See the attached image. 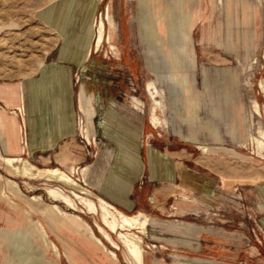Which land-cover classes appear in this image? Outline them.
Returning <instances> with one entry per match:
<instances>
[{
	"label": "rangeland",
	"instance_id": "obj_1",
	"mask_svg": "<svg viewBox=\"0 0 264 264\" xmlns=\"http://www.w3.org/2000/svg\"><path fill=\"white\" fill-rule=\"evenodd\" d=\"M66 1L0 0V85L15 86L21 81L25 92L29 91L30 109L36 113L42 111L43 100L53 101V107L44 103L45 118L58 134L53 147L42 151L35 145L33 151L25 100L22 112L0 98V110L5 109L0 113L12 116L16 111L18 124L24 125L25 140L33 152L23 156L40 167L58 166L66 171L71 165L80 169L89 166L87 181L81 170L80 174L78 170L73 174L81 185L128 214L138 210L152 213L154 219L143 244L145 264H264V196L260 192V187L264 188V155L258 153L249 139L260 129L264 131L261 87V82L264 84V2L93 0L91 3L77 0L64 32L59 33L57 26L46 24L41 14L54 3ZM144 1L154 3L163 43L159 36L157 41H152L149 35ZM108 6L111 18L116 21L113 43L119 47V55L105 42L81 64L85 49L93 43L97 16L106 17ZM165 18L168 23L163 21ZM109 30L107 22V34ZM167 45L174 51L172 60L186 84L169 80L170 60L163 51ZM55 63L70 66L68 91L73 105L69 108L62 106V109L53 99L59 95V84L64 85L63 81L51 79L45 90L35 84L45 76L47 66ZM149 81H155L163 92L165 105L158 114L167 119L168 127H155L149 121L152 105L146 92ZM81 91L89 98L92 115L79 109ZM255 102L260 105L263 116L253 111ZM59 111L71 114L63 118ZM189 112L192 122L196 120L201 127L196 135L202 142L221 144L238 156L224 151L203 154L195 144L183 141L180 131L186 135L194 133L192 125L181 120ZM137 113L144 117L139 137L141 145L135 150L145 167L139 174L134 171V163L124 157L125 149L118 137L102 125L106 114L138 124L142 119ZM81 119L89 130L91 142L79 129ZM37 126L43 124L38 122ZM22 133L20 129L21 146ZM42 137L49 142L53 136ZM0 150L6 155L1 138ZM150 150L157 156H152ZM0 172L12 176L6 167L0 168ZM169 172L173 174L171 180ZM15 178L25 193L41 194L47 202L53 199L45 192L46 186L69 191L64 184L44 180H31L37 187L31 191L28 180ZM176 184L180 185L178 189ZM151 197L156 198V203ZM15 200L22 205L25 202L22 198ZM60 205L81 215L106 245L111 246L98 232L97 223L101 224L98 213L81 205L77 211L63 203ZM36 215L61 251L58 259L51 249L44 248L47 260L70 264L65 255L70 249L77 264H112L87 235L76 230H59L43 215ZM25 218L21 207L12 209L7 201L0 199V230L10 229L8 237H12L14 229L21 226L18 236L23 249L29 245L24 235ZM110 234L119 244L116 252L127 264L123 244L115 233ZM7 257V250L0 251V264H10Z\"/></svg>",
	"mask_w": 264,
	"mask_h": 264
},
{
	"label": "bare ground",
	"instance_id": "obj_2",
	"mask_svg": "<svg viewBox=\"0 0 264 264\" xmlns=\"http://www.w3.org/2000/svg\"><path fill=\"white\" fill-rule=\"evenodd\" d=\"M89 1L92 3L93 0H89ZM76 2L77 0H68V2L66 1L65 3L64 2L54 3L49 9L45 10V12L41 14L42 18H44L46 24L52 27L57 26V28L59 29V33H63L69 18L72 16L71 10L75 6ZM144 2H146L148 9L147 28L149 31V35L152 41L155 40L157 41L156 38H158L159 36V40H161L162 42L164 38L161 33V27L158 21L157 11L155 10L154 3L151 1H144ZM262 2H264V0H262ZM109 10L110 7L108 6L106 17H104L103 15L101 17H99V15L97 16L95 23L96 29L94 32V40L93 43L92 44L90 43L85 49L83 57L81 58L80 61L81 64L85 63L89 59L91 53L94 50L96 51L100 50L105 42L109 43L111 49L114 50V52L117 55H119V49H118L119 47L117 48V46H115V44L113 43V40L117 32L116 31L117 26L115 24L116 21L114 22L113 19L111 18ZM163 21L168 23V21H166V18L163 19ZM107 22L110 27L108 34H107ZM163 51L170 60L169 80L176 82V84L178 83L186 84L183 81V79L179 77L177 63L172 60L174 51L170 49L168 45L167 48L165 47L163 48ZM40 66L44 67L43 63H41ZM51 79L56 81L60 80V82L61 81L64 82V85L59 84V95H57L53 99H55L57 104H60L61 107L62 106L65 107L66 82L64 81L65 79L63 78V76L60 75L57 78L48 70H45V76L39 79L38 81H36L35 84H37V86H39L41 90H45L48 86V82ZM261 87L263 88L264 91V84L262 82H261ZM146 92L148 93L150 99L152 100V105L150 107L151 108L150 116H149L150 123L153 124L155 127H161V126L168 127L169 123L167 119L161 118L158 114V111L160 109H163V106L165 105L163 92L158 88L155 81H149L147 83ZM24 100L25 99L23 97L21 100V104H19L16 110L21 109L23 112ZM52 102L53 101L51 100L50 101L47 100L46 102L45 100H43L42 111L40 110V112L38 113H36V111H32L31 109H29L28 110L29 117H30V113H33L34 118L36 119L37 117V120H40L41 118H45V111H46V109L44 108L46 107L45 104L48 103V106L50 107L52 105L51 104ZM78 106L81 111H83L86 115H89L91 107L89 106V99L88 98L86 99V94H84L83 91H81L79 95ZM24 111L26 112L24 114L27 115V110L24 109ZM253 111L255 112V114L263 116V111L261 110V107L258 104V102H255ZM59 114L63 116L65 114V111L64 112L59 111ZM16 115H17L16 111L13 112L12 116H10L9 114L0 113V128L3 130L4 134H6V132L8 134L12 132L13 134H17V138H18L17 142L11 144L6 143L7 146L6 150L8 152H10V150L19 152V154L17 155H5L0 150V168L3 167L8 168L12 175V176H5L0 172V199L7 201L12 209L18 207H21L23 209V213L26 216V218L23 219V221H25L24 225L26 227V229L24 230L25 233L24 235L27 238L29 245L27 244L26 246L27 249H23L21 246L22 244H20L21 238L18 236V234L21 226L17 227V229H14L15 234L12 235V237L11 236L8 237L10 229L0 230V251L5 249L9 252V257H7L9 263L12 264V260H13L15 261V264H59L55 259L47 260L45 256L44 248L51 249L54 253V256L58 259L61 257V251L58 245L52 239H50L48 232L43 224L44 222L42 223L41 219H39L38 216L36 215V214H41L43 215V217H45L48 220L51 226L59 230L61 229H65L69 231L76 230L80 234L87 235L88 239L92 243H94L95 245L101 248V250L106 254V257L109 259V261L112 264H124L123 261L120 259L118 253L116 252V249L119 248V244L112 238L110 234V233H115L125 248V262L127 264H145V247L143 245L144 237L149 234V225L154 219L153 214L142 210H138L133 214H128L123 210L119 209L118 207H116L115 205H113L112 203H110L105 198L101 197L100 195H97L92 190L81 185L76 179L73 178V174H75L77 170L78 173L80 174V170H81L83 173L84 181H87L86 174L89 169V166H85L82 167V169H80V167L71 165L69 167V171H66L58 166L40 167L34 162H32L29 158L23 156L27 152L28 154H31L33 149L30 150L29 148L28 141L25 140V136H24L25 135L24 125L23 123L22 126L18 124ZM38 117H40V119H38ZM192 119L193 116L190 114V112L188 113L187 116L181 117V120L188 122L190 125H192L194 130V133H190L187 135L183 134L180 131L179 135L183 141L195 144L196 147L203 154L224 151L226 153L231 154L234 157L238 156V154L235 151L221 144H210L207 142H202L196 135V132H199L201 130V127L196 120L192 122ZM7 120H11L13 122L12 130L6 128ZM20 129L23 130V133L21 134L22 136L21 144L23 146L19 145ZM79 129L81 133L82 131L84 132L87 141L91 142L89 136L90 135L89 130L88 128L85 127L84 121L82 119L79 123ZM26 135H27V127H26ZM212 138L214 140H219L218 137H212ZM249 139L253 143V145L257 148L258 153L263 156L264 131L260 129L257 132V135L251 134ZM11 145L13 149H11L10 147ZM41 149L42 151H45L47 147L42 146ZM150 154H152V156L155 157L157 156V153H155L153 150H150ZM259 173L261 172H258L257 174ZM15 177H22L28 180V187L30 188L31 191L37 190L36 185L32 183L31 180H44V181H53V182L61 183L69 187V191L68 193H66L63 190H61L59 187L46 186L44 188L45 192L48 194V196H50L53 199V202H47L41 194L29 195L25 193L20 183L16 180ZM262 177L263 175H261V178ZM168 178L170 180L173 178L171 172H169ZM225 180L226 179L224 178V182ZM179 186H180L179 184H176L175 187L178 189ZM260 192L264 196L263 187H260ZM15 198L17 199L22 198L25 200V202L22 205L19 202H17ZM150 200L156 203L155 197H151ZM60 203L65 204L67 207H69V209L74 211H77L80 208L79 205H81L93 213H98L101 221V224L97 223L98 232L103 236L104 239L109 241L111 246L106 245L104 240L97 235L94 228L86 220H84L81 215L67 211L60 205ZM23 245L25 246V244ZM84 254H86V252ZM65 255L68 256L70 264H77L72 257V253L70 249H67L65 251Z\"/></svg>",
	"mask_w": 264,
	"mask_h": 264
},
{
	"label": "crops",
	"instance_id": "obj_3",
	"mask_svg": "<svg viewBox=\"0 0 264 264\" xmlns=\"http://www.w3.org/2000/svg\"><path fill=\"white\" fill-rule=\"evenodd\" d=\"M69 68H70V66L64 65V64L61 65L60 63H55V66H47V70L50 73H52L54 76H56L58 78L61 75L65 79L64 80L66 82V92H65L66 93V100H65L66 105H65V108L66 107L69 108L70 105H73L72 95L68 91V86L70 84V69ZM23 97L25 99V105L27 106L28 109H30L31 107H30V101H29V91L25 92L24 85L21 81L18 82L17 85H15V86L11 85V84H7V83L0 85V98L5 99L8 104L14 105V110L19 106V104H21V100ZM27 99L29 101L28 103H27ZM3 111L0 110V112H3ZM139 111L141 112V114L144 115V111H141V110H139ZM66 113H68V112H66ZM66 113L63 115V118H67V116L69 117V115L71 114L70 112L68 115ZM89 114H91V115L93 114L91 112V110H90ZM137 115L140 116L138 113H137ZM140 117L142 120H141V122H138V124H133L130 121H127V120L123 119V117H120L118 115L108 117V114H106V116L102 120V125L104 127H106L108 130H110L112 135H114L115 137H118L120 143L122 144L121 145L122 148L125 149L124 157H127V160H130L131 162L134 163V171L138 172L137 174L142 173L145 169L139 153L135 152V150L138 147H140V145H141V142H139V137H140L142 127H143L144 117H142V116H140ZM49 121H50L49 119L46 120L45 118H41L39 120V122H40V124L42 123L43 126L38 127L37 126V122H38L37 117L35 119L33 113H30V125L31 126L29 127V129L32 131L31 148H33V151L36 148V146L39 148H41L42 146H46L47 149H49V147L54 146L55 140L58 137V134L56 132V129H54V128L52 129L49 126V124H50ZM17 122L19 123L18 117H17ZM44 124H47V126H44ZM6 128L9 130H12L13 122L11 120L6 121ZM46 134L48 136H51V135L53 136L50 139L51 141L48 142V141H46V138L42 137L44 135L46 136ZM0 138L2 140V145L5 148L4 151H5L6 155H17V154H19L18 151L10 150V152H8L6 150V147H7L6 143L11 144V143L17 142V139H18L17 134H13L12 132L10 134H8L7 132H6V134H4L3 130L0 128ZM125 140H126V142H125ZM10 147H11V149H13L12 145ZM125 154H127V155H125ZM98 187H101V185H98ZM100 190L102 192H106L105 188L104 189L102 188ZM128 201L131 203V201L129 199H128Z\"/></svg>",
	"mask_w": 264,
	"mask_h": 264
}]
</instances>
